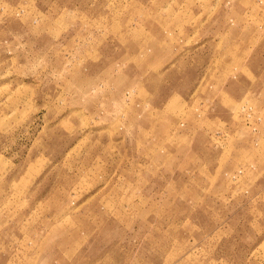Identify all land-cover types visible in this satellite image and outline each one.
Wrapping results in <instances>:
<instances>
[{
  "label": "rangeland",
  "instance_id": "obj_1",
  "mask_svg": "<svg viewBox=\"0 0 264 264\" xmlns=\"http://www.w3.org/2000/svg\"><path fill=\"white\" fill-rule=\"evenodd\" d=\"M0 264H264V0H0Z\"/></svg>",
  "mask_w": 264,
  "mask_h": 264
}]
</instances>
